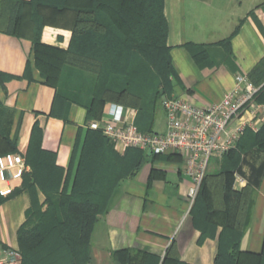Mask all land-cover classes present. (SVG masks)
<instances>
[{"label": "trees", "instance_id": "16d2710c", "mask_svg": "<svg viewBox=\"0 0 264 264\" xmlns=\"http://www.w3.org/2000/svg\"><path fill=\"white\" fill-rule=\"evenodd\" d=\"M44 9L75 13L67 48L41 40ZM0 31L32 40L41 78L57 89L55 102L80 104L86 108L89 121L100 118L107 102H116L137 109L135 123L140 130H155L162 100L172 96L175 82H179L167 43L164 0H0ZM222 43L230 53V39ZM190 49L197 59L207 54L202 44H190ZM76 78L82 80L81 87L71 83ZM253 83L259 87L256 100H262L264 84ZM9 116L0 103V155L18 152L16 139L8 136ZM77 148L78 142L65 172L57 164L55 152L42 147L40 128L33 127L24 155L32 171L24 174L23 187L41 189L46 208L33 201L27 221L18 230L21 264H89L91 237L99 214L107 211L119 181L138 170L146 157L144 150L132 147L120 155L102 131L89 128L71 192L67 193ZM251 149L264 151V123L256 131L246 128L237 145L222 156L220 169L205 174L190 210L201 231L200 242L216 235V214L222 213L228 221L234 174ZM255 194L251 183L238 191L234 220L222 225L213 264H264V241L259 252L241 247L252 219ZM10 195L0 194V204ZM114 255L123 264H158L160 260L128 248ZM160 264L190 263L181 260L173 242Z\"/></svg>", "mask_w": 264, "mask_h": 264}, {"label": "crops", "instance_id": "0c3cea01", "mask_svg": "<svg viewBox=\"0 0 264 264\" xmlns=\"http://www.w3.org/2000/svg\"><path fill=\"white\" fill-rule=\"evenodd\" d=\"M42 12L45 22L41 40L67 48L75 13L50 9ZM164 12L168 21L167 43L179 76L172 96H182L198 107H208L234 87L238 73L264 84V0H164ZM226 39H230V53L222 43ZM190 44H202L207 54L195 58ZM0 74L11 75L0 76V103L9 111L8 136L16 139L18 152L25 155L33 127L37 125L42 134V147L55 152L57 164L66 172L78 142L67 188L70 193L91 121L87 120L86 108L75 102H55L57 89L41 78L29 37L0 31ZM261 98L257 102L264 106V94ZM160 111L165 125L158 131H165L166 114L163 108ZM257 118L261 126L264 109L258 110ZM114 149L124 155L128 148L118 151L114 144ZM144 152L146 157L141 167L119 181L109 198L107 211L99 214L92 232L89 264H123L114 252L125 248L154 255L160 264L173 242L181 260L190 264H213L218 234L222 225L234 220L238 191L247 183L253 184L256 194L252 219L241 247L255 252L262 249L264 151L247 152L234 174L228 221L222 213L216 214L214 218L219 223L216 235L206 236L202 242L199 241L201 231L189 209L187 193L192 180L184 174L182 157L174 152L159 157ZM221 159L215 158L208 171L217 172ZM28 167L27 173L32 171L29 164ZM236 174L241 182L236 181ZM6 184L0 181V186ZM11 184L14 194L0 204V257L8 250H19L18 230L27 221L33 201L46 208V196L41 189L23 187V178Z\"/></svg>", "mask_w": 264, "mask_h": 264}, {"label": "built area", "instance_id": "2783aa9c", "mask_svg": "<svg viewBox=\"0 0 264 264\" xmlns=\"http://www.w3.org/2000/svg\"><path fill=\"white\" fill-rule=\"evenodd\" d=\"M258 91L247 74L238 73L234 87L208 107H198L182 96L163 98L165 131L140 130L135 123L137 109L116 102H107L100 118L91 120L88 126L102 131L118 151L132 147L153 154H179L184 174L192 180L187 193L191 209L211 158H222L234 148L246 128H260L257 112L264 106L256 100ZM28 170L22 152L0 155V181L7 183L0 186V194L10 195L14 190L11 182L21 180ZM236 181H242L237 174ZM0 264H21L19 250L6 251Z\"/></svg>", "mask_w": 264, "mask_h": 264}, {"label": "rangeland", "instance_id": "374dc122", "mask_svg": "<svg viewBox=\"0 0 264 264\" xmlns=\"http://www.w3.org/2000/svg\"><path fill=\"white\" fill-rule=\"evenodd\" d=\"M68 83V82H67ZM72 84L74 83V86H76L77 88L78 87H81L83 82L81 79L79 78H76L74 82H71ZM106 105V104H105ZM98 119V118H97ZM93 120V119H92ZM164 115L163 113L160 111L159 112V115H158V118L156 120V123H155V129L156 130H162L164 128V125H165V122H164ZM215 162V158H211L210 160V164L209 166H211L213 163Z\"/></svg>", "mask_w": 264, "mask_h": 264}, {"label": "water", "instance_id": "95a60500", "mask_svg": "<svg viewBox=\"0 0 264 264\" xmlns=\"http://www.w3.org/2000/svg\"><path fill=\"white\" fill-rule=\"evenodd\" d=\"M149 152V154H151V151H148Z\"/></svg>", "mask_w": 264, "mask_h": 264}]
</instances>
